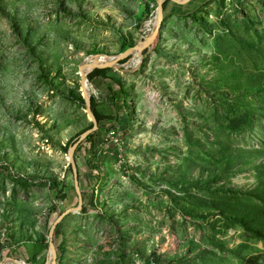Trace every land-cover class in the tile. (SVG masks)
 I'll list each match as a JSON object with an SVG mask.
<instances>
[{"label":"rangeland","instance_id":"rangeland-1","mask_svg":"<svg viewBox=\"0 0 264 264\" xmlns=\"http://www.w3.org/2000/svg\"><path fill=\"white\" fill-rule=\"evenodd\" d=\"M157 8L0 0V264L47 261L78 205L69 148L93 126L80 66L145 43ZM164 12L139 65L89 81L103 120L75 152L58 264H264V0Z\"/></svg>","mask_w":264,"mask_h":264},{"label":"water","instance_id":"water-1","mask_svg":"<svg viewBox=\"0 0 264 264\" xmlns=\"http://www.w3.org/2000/svg\"><path fill=\"white\" fill-rule=\"evenodd\" d=\"M166 2H170L174 5H176L177 7H186L191 0H158V8H157V24L154 27V31L151 34L150 38L145 42V43H141L139 46L134 47V48H130L127 50H124L121 54H119L118 56L113 57V60L106 64V65H95V64H91L88 62L83 63L80 66V76L82 79V97L83 100L85 102L86 105V109L88 112V116L93 124V128L91 130H88L87 132L83 133L74 143L73 146H71L69 148L68 151V157L70 160V166L73 172V179L75 182V192L77 194L78 197V205L76 207H72L69 208L65 211H63L59 217L56 219V221L53 223L49 235H48V254H51V258L47 259V261L45 262V264H58V259H57V255L54 249V245H53V231L56 228L57 224H59L61 222V220L66 217L68 214L71 213H75L78 212L81 209V205H82V198H81V194L79 191V187H78V174H77V169H76V165H75V152L76 149L78 148V146L85 141L89 135L96 133L99 130V124L96 121V118L94 116V110L91 104V96L89 94V89H88V84H89V80H88V76L93 73L94 71H104V72H109L113 69H115L117 66H119V64L126 60L127 58L131 57L132 55H140L143 56V54L147 51H149L152 46L155 44V42L157 41V39L159 38L160 32H161V28L163 26V22L165 20V12H164V5Z\"/></svg>","mask_w":264,"mask_h":264},{"label":"trees","instance_id":"trees-1","mask_svg":"<svg viewBox=\"0 0 264 264\" xmlns=\"http://www.w3.org/2000/svg\"><path fill=\"white\" fill-rule=\"evenodd\" d=\"M169 4H170V2H166L165 3L164 10L167 9V7H168ZM197 12L195 11L191 15L193 16ZM128 61H129V59L127 58L126 60L122 61L120 64H125ZM107 74H108V72H104V71H94L93 73H91L88 76V80L90 82H93L97 78L106 80L107 79ZM119 86H120V89L118 91L111 90L112 105H113V109H114L115 113L117 114V116L121 113V111H123L124 109H126V100H127L126 99V94L124 93L123 88H121V84L120 83H119ZM91 104H92V107H93V110H94V116L96 118V121L99 124L103 120V117L100 115V113L98 111V105H97L96 98H94V97L91 98ZM116 117H110V118H108V120L109 121H115L116 120ZM92 128H93V126L91 127V129ZM94 137H95V133L89 135L88 138L85 141L90 142V143H93ZM87 164H88L87 167H89L90 169H95L96 168V165L93 162H91V159H89L87 161Z\"/></svg>","mask_w":264,"mask_h":264},{"label":"crops","instance_id":"crops-1","mask_svg":"<svg viewBox=\"0 0 264 264\" xmlns=\"http://www.w3.org/2000/svg\"><path fill=\"white\" fill-rule=\"evenodd\" d=\"M214 0H191V2L186 7H177L172 4L168 5V14L171 17L181 18V19H190L195 11L199 12V10L205 6L206 4L213 2Z\"/></svg>","mask_w":264,"mask_h":264},{"label":"bare ground","instance_id":"bare-ground-1","mask_svg":"<svg viewBox=\"0 0 264 264\" xmlns=\"http://www.w3.org/2000/svg\"><path fill=\"white\" fill-rule=\"evenodd\" d=\"M183 1V0H181ZM157 24V20L154 23V27ZM113 60V58L111 60H96L95 62H92L91 64H95V65H106L108 63H110ZM134 62L135 64L139 65L141 63V56L140 55H136V57L134 58ZM48 258H51V254H48ZM18 264H25L24 262H18Z\"/></svg>","mask_w":264,"mask_h":264},{"label":"built area","instance_id":"built-area-1","mask_svg":"<svg viewBox=\"0 0 264 264\" xmlns=\"http://www.w3.org/2000/svg\"><path fill=\"white\" fill-rule=\"evenodd\" d=\"M15 264H18V263H15Z\"/></svg>","mask_w":264,"mask_h":264}]
</instances>
